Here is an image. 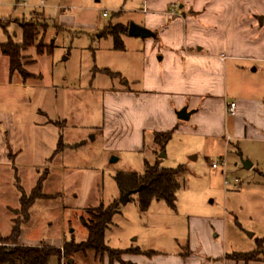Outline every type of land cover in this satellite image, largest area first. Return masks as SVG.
I'll use <instances>...</instances> for the list:
<instances>
[{"label": "rangeland", "instance_id": "374dc122", "mask_svg": "<svg viewBox=\"0 0 264 264\" xmlns=\"http://www.w3.org/2000/svg\"><path fill=\"white\" fill-rule=\"evenodd\" d=\"M151 1L155 0H0V46L22 44L25 24H33L38 31L36 46L21 53L22 73L11 74L9 60L0 54V120L4 123L0 132L9 124L15 145L22 150L15 168L0 165V242L11 235L17 221L22 225L20 240L27 246L63 248L72 240L86 242L83 220L89 219V210L120 201L113 226L106 233L107 244L114 250L172 252L178 242L186 244L191 227L213 228L229 253L256 258L264 250L262 114L242 113L240 125L248 129L238 135L229 123L221 141L175 132L157 158L152 137L147 138L141 153L126 151L118 140H112V149L106 148L105 91L128 81V64L139 69L143 49L141 39L123 35L125 50L116 51L113 38L101 35L109 26H143L153 13L148 6ZM158 1L163 4L166 0ZM190 1L192 4L178 0L167 13L197 21L199 32L194 40L202 43L216 36L221 38V49L230 55L264 56V0L246 7L238 4L240 0ZM210 4L212 10L206 8ZM187 31L193 36L190 28ZM228 64L230 98L264 102V62L240 58L228 60ZM104 69L121 74L123 80L111 81L100 73ZM48 119L59 122L45 124ZM42 124L39 133L32 130ZM61 136L65 144L78 138L85 143L76 152L66 151L65 156L54 159L65 175L36 167L53 157ZM114 158L118 161L112 162ZM145 161L158 162L165 169L184 168L176 209L154 201L142 213L137 194L122 202L115 176L120 172L142 174ZM246 162L252 164L250 169ZM43 177L46 198L30 207L26 221L21 190L29 196ZM125 259L122 256L129 264ZM70 260L74 264H109L108 256L95 259L94 254L73 259L63 256L60 263L52 258L49 264H68Z\"/></svg>", "mask_w": 264, "mask_h": 264}, {"label": "crops", "instance_id": "0c3cea01", "mask_svg": "<svg viewBox=\"0 0 264 264\" xmlns=\"http://www.w3.org/2000/svg\"><path fill=\"white\" fill-rule=\"evenodd\" d=\"M177 1L166 0L160 4L158 0H155L148 3L149 7L152 6L153 13L147 16L146 23L141 27L151 30L155 33V37L144 39L130 37L128 33L125 35L132 39H141L143 49L140 54L141 64L139 69H136L135 65L127 63L128 81L118 89L113 87V90L105 91L106 148L112 149V140L115 142L118 140L119 147H123L126 151L141 153L146 149L148 137L154 139L157 133L171 131L174 133L188 131L202 138L221 141V133L224 135L227 132L229 123L234 124V131L238 135L248 129L240 125L239 117L242 113L254 112L264 117V102L232 100L228 83L230 69L228 60L244 58L264 62V56L239 57L235 53L230 55L221 49V38L217 39L216 36H210L211 38L205 39L202 43L194 40V34L199 32L197 21L192 17L173 18L167 13V10L177 4ZM260 1L262 0H259V3ZM190 2L188 0L186 4ZM252 2L255 3L256 0H240L238 4L246 7L253 4ZM238 4L234 5L239 6ZM195 7L193 10L199 12V8ZM206 8L212 10L211 4ZM263 27L259 26L261 29ZM188 28L192 30L193 36L188 35ZM199 44L203 48L198 49ZM100 73L106 75L102 70ZM113 74L117 75L106 76L112 79L111 81L123 80L121 74ZM29 76L33 75L29 74ZM231 103H236L234 116L228 113ZM183 108L193 112L189 121L183 122L177 117V112ZM40 113L44 114L43 111ZM48 120L45 124L53 125L59 122ZM65 121L61 122L63 126ZM261 121L260 126L264 129V119ZM2 124L4 123L0 120V126ZM39 126L44 125H34L32 130L38 132L41 129ZM115 135H117L116 139H114ZM61 137L64 139L63 136ZM14 138L12 127L9 124L5 125V132H0V165H12L15 168L17 160H20L22 150L16 147ZM64 145L65 149L61 153H56V149L53 157L46 160L45 165L38 164L36 167L48 172L60 171L65 175L63 167L54 165V159L58 155L65 156L66 151L76 152V149L79 150L85 143L78 138L74 143H64ZM158 151V147L153 150L156 158ZM214 233L215 230L211 227L204 230L191 227L188 241L184 246L177 241L179 246L175 251L153 252L138 248L140 253L126 255L125 261L129 264H264L262 253L264 250L255 259L238 260L235 255L242 252H227L221 242V236ZM20 241L22 245H25L22 240ZM150 253L153 254L150 255Z\"/></svg>", "mask_w": 264, "mask_h": 264}, {"label": "trees", "instance_id": "16d2710c", "mask_svg": "<svg viewBox=\"0 0 264 264\" xmlns=\"http://www.w3.org/2000/svg\"><path fill=\"white\" fill-rule=\"evenodd\" d=\"M23 27V42L15 44L9 42L0 46V54L9 60L11 74L23 72L20 66L21 53L29 48L36 46L38 39L37 27L33 24H25ZM128 26H109L105 29L101 37L111 36L114 40L115 50H124L123 35H127ZM21 72V73H22ZM102 72L108 76H115L110 70L105 69ZM174 131L167 133H157L154 137V143L160 152L165 150V146L171 141ZM65 149L62 137L56 153H61ZM184 173V168L165 169L161 168L159 163L150 164L145 161V167L142 174L135 172H120L115 176V181L119 192L125 195L129 192L137 194L139 197V207L142 213H146L154 201H164L171 209H176L177 194L181 189L179 176ZM42 178L38 186L28 196L22 191L21 205L25 211V220H29L28 210L39 199L46 198L43 195ZM131 197V196H130ZM120 201H115L109 206L101 205L97 208L90 209L88 212L89 219H84L83 223L88 231V239L83 243H76L74 240L66 242L63 248L41 244L38 246L22 245L20 237L22 234V225L20 221L15 223L11 235L3 238L0 242V264H49L52 258H56L60 263L61 258L73 259L78 255L86 256L94 254L95 259L109 257V264H125L122 256L140 253L139 249L131 250H114L110 248L106 241V233L113 226V219L119 212ZM262 249V248H260ZM263 253V252H262ZM153 253H150L152 255ZM261 252L259 253V255ZM258 255V256H259ZM257 256V257H258ZM118 257V258H117ZM238 260H252L255 256L235 257Z\"/></svg>", "mask_w": 264, "mask_h": 264}, {"label": "water", "instance_id": "95a60500", "mask_svg": "<svg viewBox=\"0 0 264 264\" xmlns=\"http://www.w3.org/2000/svg\"><path fill=\"white\" fill-rule=\"evenodd\" d=\"M260 20H261V22H263V18H261ZM128 35L130 37L144 38V39L153 38L156 36L155 33H153L151 30L146 29L144 27H141V26L134 24V23L130 24ZM192 114H193V112H188L187 108H183L181 111L177 112V117L181 121H189ZM165 156H166V154H165V152H163V157H165ZM117 161H118V159H116V158H114L112 160V162H117ZM245 167L247 169H250L252 167V164L249 162H246ZM131 195H133V192H129L125 195H122V202L127 203L129 201ZM250 237H253V235H250ZM263 254H264V251H263ZM68 264H74V261L70 260L68 262Z\"/></svg>", "mask_w": 264, "mask_h": 264}, {"label": "built area", "instance_id": "2783aa9c", "mask_svg": "<svg viewBox=\"0 0 264 264\" xmlns=\"http://www.w3.org/2000/svg\"><path fill=\"white\" fill-rule=\"evenodd\" d=\"M104 16L106 17L107 14L105 13ZM228 113L232 116L236 115V103H231L228 107ZM217 165H213V168H217Z\"/></svg>", "mask_w": 264, "mask_h": 264}]
</instances>
